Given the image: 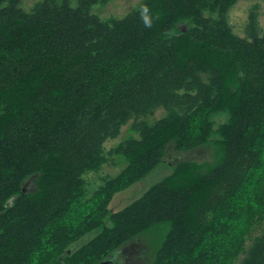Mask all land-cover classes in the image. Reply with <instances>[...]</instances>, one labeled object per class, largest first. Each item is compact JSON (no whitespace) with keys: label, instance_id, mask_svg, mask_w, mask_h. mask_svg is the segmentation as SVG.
I'll list each match as a JSON object with an SVG mask.
<instances>
[{"label":"trees","instance_id":"obj_1","mask_svg":"<svg viewBox=\"0 0 264 264\" xmlns=\"http://www.w3.org/2000/svg\"><path fill=\"white\" fill-rule=\"evenodd\" d=\"M107 1L0 0V264H99L153 228L148 264H264V31L234 32L237 0H143L104 20L91 7ZM142 115L111 150L123 168L91 190L105 142ZM210 142L216 164L182 160L110 207L170 148Z\"/></svg>","mask_w":264,"mask_h":264},{"label":"rangeland","instance_id":"obj_2","mask_svg":"<svg viewBox=\"0 0 264 264\" xmlns=\"http://www.w3.org/2000/svg\"><path fill=\"white\" fill-rule=\"evenodd\" d=\"M40 0H22V6L26 10H30ZM143 0H108L105 3H96L92 5L91 11L98 14L102 19L109 20L111 18H120L127 12L139 6ZM227 18L232 26L234 32L240 36H246L251 32L264 31V0H237L228 10ZM167 111L161 107L152 114L146 116L145 119L155 121L158 118L165 116ZM142 116L131 118L121 128L119 136L116 138H109L105 142V151L107 153V162L103 165L101 170L89 171L85 175L88 187L93 190L102 181V176L115 175L124 166L118 156L111 152V150L124 139L136 135L132 129V124L135 119H142ZM226 118V116L224 117ZM216 145L212 142L192 150H185L177 152L170 148L164 162L159 165L153 172L141 179L139 182L133 184L131 187L117 193L110 207L118 210L131 202L134 198L141 195L152 184L163 179L170 174L175 165L182 160H193L210 166L216 164L219 159L217 155ZM260 226L257 225L254 235H256ZM97 232L93 231L84 239L87 240L94 236ZM164 234L156 228H153L146 233H142L134 239L127 242L125 245L116 250L109 259L111 264H148L154 258L156 246ZM251 242L246 241L244 249L250 246Z\"/></svg>","mask_w":264,"mask_h":264},{"label":"water","instance_id":"obj_3","mask_svg":"<svg viewBox=\"0 0 264 264\" xmlns=\"http://www.w3.org/2000/svg\"><path fill=\"white\" fill-rule=\"evenodd\" d=\"M32 181H33V179L31 178V179L28 180V182L24 183V186H23V190L24 191H27L26 189L29 186V184L32 183ZM99 264H111V260L108 257V258L102 260Z\"/></svg>","mask_w":264,"mask_h":264},{"label":"clouds","instance_id":"obj_4","mask_svg":"<svg viewBox=\"0 0 264 264\" xmlns=\"http://www.w3.org/2000/svg\"><path fill=\"white\" fill-rule=\"evenodd\" d=\"M147 13H148V9L145 6L143 11H142V13H141V15H142V18L144 19L145 25L146 26H150L151 25V21L149 20Z\"/></svg>","mask_w":264,"mask_h":264}]
</instances>
